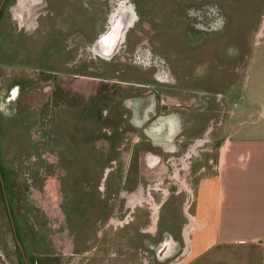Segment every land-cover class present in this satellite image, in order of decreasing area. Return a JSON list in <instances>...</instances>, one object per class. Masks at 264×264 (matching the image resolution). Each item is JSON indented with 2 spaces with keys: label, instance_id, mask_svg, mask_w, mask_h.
Masks as SVG:
<instances>
[{
  "label": "rangeland",
  "instance_id": "1",
  "mask_svg": "<svg viewBox=\"0 0 264 264\" xmlns=\"http://www.w3.org/2000/svg\"><path fill=\"white\" fill-rule=\"evenodd\" d=\"M122 3L136 11L127 30L134 45L126 38L115 58L95 54L96 36L107 30ZM60 33L61 44L55 41ZM61 46L70 49L58 58ZM247 59L248 76L244 70L229 73ZM184 61L193 76H187L188 85L203 87L204 95L222 92L198 104L188 96L185 107L217 104L225 113L235 101L246 106L254 96L252 81L264 76V0L4 1L0 264L182 263L186 245L181 242L174 252L173 243L167 248L160 240L166 230L179 236L191 217L199 170L217 169L213 130L192 140L187 154L186 149L174 154L178 159L192 155L190 162L183 157V163H172L170 157L156 172L147 170L138 155L151 145L132 146L137 132L120 129V85L112 82L126 67L124 80L144 84L149 77L139 70L149 68L155 83L177 86ZM96 106L108 116H100ZM252 115L251 124L257 117ZM102 125L108 126L102 131ZM179 168L186 183L182 190L170 180Z\"/></svg>",
  "mask_w": 264,
  "mask_h": 264
},
{
  "label": "crops",
  "instance_id": "2",
  "mask_svg": "<svg viewBox=\"0 0 264 264\" xmlns=\"http://www.w3.org/2000/svg\"><path fill=\"white\" fill-rule=\"evenodd\" d=\"M95 33L96 29L90 37ZM101 34L96 36L97 40ZM58 35L55 41L61 44L64 37L62 33ZM126 38L128 44L133 46L131 34H127ZM69 49L70 46H61L58 58H62L63 50ZM182 64V74L178 76L177 86L155 83L156 80L151 75L152 69L149 68L139 70L145 77H149L144 84L137 80H124L122 76L130 70L126 67L124 73H120L112 82L120 85V91H115L122 100V107L117 115L120 129L123 131L127 126V133L137 132L132 146L145 143L151 145L141 156L138 155L147 170L156 172L170 157L172 163H183L180 159L173 158L174 154L185 149L187 154L193 148L190 144L192 140L213 130L215 147L219 150L217 169L211 170L212 167L209 166L206 171L199 170L195 198L190 211L188 210L191 217L185 214L189 219L179 236L166 230L164 239L160 240L161 244L167 241L173 243L174 252H177L178 246L183 242L186 245L183 249L186 250V255L181 264H264V76L252 81L254 96L250 97L251 102L246 101L247 105L240 108L235 101L231 111L222 113L221 109L216 108L217 104L211 108H206L201 103L194 107L192 102L190 108L183 105L182 102H186L188 96H194L197 104L199 101L205 102L206 97L213 100L218 91L204 95L207 90L203 87L188 85L187 76L193 77L190 75V65L186 61ZM245 64L241 69L233 65L234 70L229 73L237 75L244 70L243 73L248 76V59ZM67 66L70 67L71 64L68 63ZM262 68L264 72V66ZM184 72L189 74L184 75ZM193 73L195 74L194 71ZM102 79L105 78L102 76L100 80ZM210 81L213 82V79ZM122 86L130 90L126 93L124 89L121 90ZM247 87L246 79L244 89ZM145 88L148 90H143ZM235 88L237 89L236 86ZM101 103L104 105V102ZM89 105L88 114L92 115L93 105ZM96 109L100 116H108L102 106H96ZM251 115L257 116L253 124L249 123ZM85 117L86 122L89 116ZM106 126L102 125V131ZM202 144L197 145L192 154ZM132 155L133 148L128 157ZM191 157L192 155L187 156L186 159L190 162ZM180 170L179 168L178 172H173L174 175L170 177L172 182H179L178 190L185 189L186 184L181 178ZM187 226L190 228L188 238L184 236Z\"/></svg>",
  "mask_w": 264,
  "mask_h": 264
},
{
  "label": "flooded vegetation",
  "instance_id": "3",
  "mask_svg": "<svg viewBox=\"0 0 264 264\" xmlns=\"http://www.w3.org/2000/svg\"><path fill=\"white\" fill-rule=\"evenodd\" d=\"M135 20H136V11L134 10L133 7L127 6L123 3L119 5V8L116 11H114L110 16L109 19L110 22L108 23L107 31L103 32L100 35L97 42L91 46V50L97 55L110 58L109 57L110 50H112L115 47V45L118 43V39L120 38L119 37L120 30L126 26L130 29L134 25ZM126 37L127 34L125 36V39ZM120 45L123 44L121 43ZM116 56L117 53H115L111 58L113 57L115 58ZM160 77L164 81H168L166 74H161ZM18 87L19 86H17V88ZM167 244L170 246V243L168 241L167 243H164V245L163 244L162 245L165 247ZM167 248H165L164 250H166Z\"/></svg>",
  "mask_w": 264,
  "mask_h": 264
},
{
  "label": "bare ground",
  "instance_id": "4",
  "mask_svg": "<svg viewBox=\"0 0 264 264\" xmlns=\"http://www.w3.org/2000/svg\"><path fill=\"white\" fill-rule=\"evenodd\" d=\"M129 28L126 26V27H123L121 30H120V38L118 39V43L115 45V47L112 49V50H110V54H109V57H111L117 50H118V48H119V46H120V44L124 41V39H125V36H126V34H127V30H128ZM189 231H190V228L187 226L186 228H185V234H186V236H188V233H189Z\"/></svg>",
  "mask_w": 264,
  "mask_h": 264
},
{
  "label": "water",
  "instance_id": "5",
  "mask_svg": "<svg viewBox=\"0 0 264 264\" xmlns=\"http://www.w3.org/2000/svg\"><path fill=\"white\" fill-rule=\"evenodd\" d=\"M4 1H5V0H3V1L1 2L0 8L2 7V5H3ZM9 211H10V214H11L10 207H9ZM12 218H13V217H12ZM21 248H22V250H23V247H22V245H21Z\"/></svg>",
  "mask_w": 264,
  "mask_h": 264
},
{
  "label": "trees",
  "instance_id": "6",
  "mask_svg": "<svg viewBox=\"0 0 264 264\" xmlns=\"http://www.w3.org/2000/svg\"><path fill=\"white\" fill-rule=\"evenodd\" d=\"M0 178H1L2 181H4V177H3L1 172H0Z\"/></svg>",
  "mask_w": 264,
  "mask_h": 264
}]
</instances>
